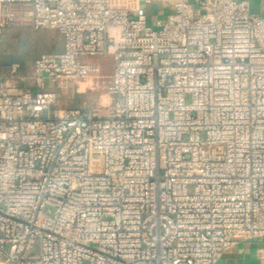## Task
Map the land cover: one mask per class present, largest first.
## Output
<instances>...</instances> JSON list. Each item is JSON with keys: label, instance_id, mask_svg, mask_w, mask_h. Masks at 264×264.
<instances>
[{"label": "built area", "instance_id": "built-area-1", "mask_svg": "<svg viewBox=\"0 0 264 264\" xmlns=\"http://www.w3.org/2000/svg\"><path fill=\"white\" fill-rule=\"evenodd\" d=\"M11 24L56 29L64 49L35 58V88L16 63L0 82V264H218L264 236L250 0H0V35ZM104 55L106 113L57 107L47 82L100 77L81 57Z\"/></svg>", "mask_w": 264, "mask_h": 264}, {"label": "rangeland", "instance_id": "rangeland-1", "mask_svg": "<svg viewBox=\"0 0 264 264\" xmlns=\"http://www.w3.org/2000/svg\"><path fill=\"white\" fill-rule=\"evenodd\" d=\"M162 2H154L147 7L150 23L156 18H164ZM64 49V39L56 29L32 30L30 27L11 24L0 35V82L5 81L9 67L20 65L22 85L35 88L29 77L33 71L34 60L43 53L60 52ZM86 63L100 66V77H92L84 81L63 80L57 83L47 82V87L57 93V107H98L106 113L112 98L107 90L109 76L113 71V58L104 56H83ZM188 100L190 98L188 97Z\"/></svg>", "mask_w": 264, "mask_h": 264}, {"label": "crops", "instance_id": "crops-1", "mask_svg": "<svg viewBox=\"0 0 264 264\" xmlns=\"http://www.w3.org/2000/svg\"><path fill=\"white\" fill-rule=\"evenodd\" d=\"M254 13L264 16V0H250ZM264 250V236L242 242L224 254L218 264H260V250Z\"/></svg>", "mask_w": 264, "mask_h": 264}]
</instances>
